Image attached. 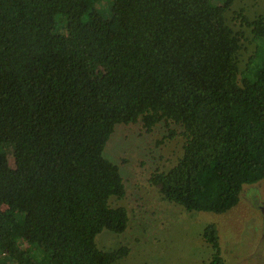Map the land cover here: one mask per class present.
<instances>
[{
    "label": "trees",
    "instance_id": "1",
    "mask_svg": "<svg viewBox=\"0 0 264 264\" xmlns=\"http://www.w3.org/2000/svg\"><path fill=\"white\" fill-rule=\"evenodd\" d=\"M230 2L0 0V264L129 255L97 244L130 222L106 155L118 126L182 138L150 183L188 212H229L264 180V12L231 25ZM203 237L227 264L217 227Z\"/></svg>",
    "mask_w": 264,
    "mask_h": 264
},
{
    "label": "rangeland",
    "instance_id": "2",
    "mask_svg": "<svg viewBox=\"0 0 264 264\" xmlns=\"http://www.w3.org/2000/svg\"><path fill=\"white\" fill-rule=\"evenodd\" d=\"M225 1L210 0L220 7ZM226 11L229 23L236 25L238 12L252 19L262 14L264 0H231ZM250 49L243 50V59H248ZM166 135L164 124L150 134L140 124L115 129L106 155L120 166L126 194L113 203L127 209L130 222L123 234H99V248L111 251L127 246L129 255L115 264H209L213 249L203 233L214 224L227 264H264V180L246 185L239 204L229 212H188L165 200L150 183L154 172L171 169L182 155V138L167 140ZM10 153L14 167L12 149Z\"/></svg>",
    "mask_w": 264,
    "mask_h": 264
}]
</instances>
